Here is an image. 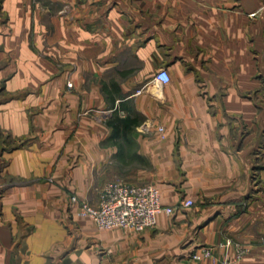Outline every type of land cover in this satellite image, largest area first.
<instances>
[{
	"label": "crops",
	"instance_id": "0c3cea01",
	"mask_svg": "<svg viewBox=\"0 0 264 264\" xmlns=\"http://www.w3.org/2000/svg\"><path fill=\"white\" fill-rule=\"evenodd\" d=\"M54 2L51 26L0 4V264H264V0ZM138 114L121 149L107 121ZM127 175L196 206L142 232L78 214Z\"/></svg>",
	"mask_w": 264,
	"mask_h": 264
},
{
	"label": "built area",
	"instance_id": "2783aa9c",
	"mask_svg": "<svg viewBox=\"0 0 264 264\" xmlns=\"http://www.w3.org/2000/svg\"><path fill=\"white\" fill-rule=\"evenodd\" d=\"M153 80L165 84L170 80L166 68H159ZM68 87L72 82H68ZM162 130L161 127H159ZM78 214L90 217L100 229L127 228L141 232L155 227L160 214L171 215L193 205L191 198H182L172 205L163 204L161 192L154 182L134 183L124 180L106 182L99 194L97 204H91L72 195Z\"/></svg>",
	"mask_w": 264,
	"mask_h": 264
},
{
	"label": "rangeland",
	"instance_id": "374dc122",
	"mask_svg": "<svg viewBox=\"0 0 264 264\" xmlns=\"http://www.w3.org/2000/svg\"><path fill=\"white\" fill-rule=\"evenodd\" d=\"M32 3L38 4L40 6V10H39L38 14H39V22L41 24H49V26H51L50 24H54L55 9H56V4H55L54 0H32ZM0 4H1V0H0ZM64 10L66 11L67 8H65ZM0 17H2V18L6 17L5 15H2L1 7H0ZM33 19L34 18L32 17V20ZM32 24H33V21H32ZM51 32L53 33V29L51 30ZM67 84H68V82H67ZM256 100L260 101V103L258 104L259 106H261V105L264 106V102H261V99H256ZM259 111L262 113V117L264 118V109H261ZM245 131H246V126L241 125L239 123L235 127V130L233 132L235 134L237 133L240 137L241 134H243V135L245 134ZM255 145H256L255 146L256 148L260 149V151H262L264 149V147H263L264 146V124L261 121H258V124L256 123V126H255ZM114 180H124L127 182H135V181H132L128 175H127V177L125 176V177L114 178ZM193 202L194 203L191 207L196 206L194 200H193ZM174 213H177V211ZM151 228H154V227H151ZM147 229H150V228H147Z\"/></svg>",
	"mask_w": 264,
	"mask_h": 264
},
{
	"label": "trees",
	"instance_id": "16d2710c",
	"mask_svg": "<svg viewBox=\"0 0 264 264\" xmlns=\"http://www.w3.org/2000/svg\"><path fill=\"white\" fill-rule=\"evenodd\" d=\"M112 84L116 85V83L114 82H112ZM140 121H141V117H139V114H138V119L132 118L130 116L121 118L118 117L117 115H114L112 119L107 121V124L111 127L110 138H114L115 143H117L121 149H123L125 144L128 145L130 149L133 142L129 137V133L134 129V127H136L137 123L138 124L140 123ZM116 139H121V142H119ZM138 159H143V158L138 154Z\"/></svg>",
	"mask_w": 264,
	"mask_h": 264
}]
</instances>
